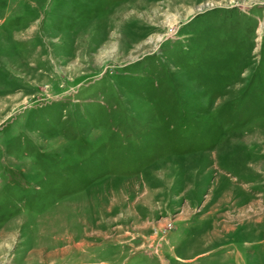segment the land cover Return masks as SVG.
Here are the masks:
<instances>
[{"label":"rangeland","instance_id":"374dc122","mask_svg":"<svg viewBox=\"0 0 264 264\" xmlns=\"http://www.w3.org/2000/svg\"><path fill=\"white\" fill-rule=\"evenodd\" d=\"M0 264H264V0H0Z\"/></svg>","mask_w":264,"mask_h":264}]
</instances>
